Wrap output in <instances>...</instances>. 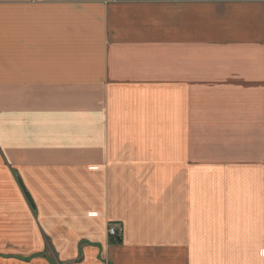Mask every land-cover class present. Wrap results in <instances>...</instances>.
Wrapping results in <instances>:
<instances>
[{
    "label": "crops",
    "instance_id": "1",
    "mask_svg": "<svg viewBox=\"0 0 264 264\" xmlns=\"http://www.w3.org/2000/svg\"><path fill=\"white\" fill-rule=\"evenodd\" d=\"M0 264H264V0H0Z\"/></svg>",
    "mask_w": 264,
    "mask_h": 264
},
{
    "label": "built area",
    "instance_id": "2",
    "mask_svg": "<svg viewBox=\"0 0 264 264\" xmlns=\"http://www.w3.org/2000/svg\"><path fill=\"white\" fill-rule=\"evenodd\" d=\"M122 229L119 225H109L107 227V236L113 240L120 237Z\"/></svg>",
    "mask_w": 264,
    "mask_h": 264
},
{
    "label": "water",
    "instance_id": "3",
    "mask_svg": "<svg viewBox=\"0 0 264 264\" xmlns=\"http://www.w3.org/2000/svg\"><path fill=\"white\" fill-rule=\"evenodd\" d=\"M26 197H27L28 201L30 202L29 197L28 196H26Z\"/></svg>",
    "mask_w": 264,
    "mask_h": 264
},
{
    "label": "trees",
    "instance_id": "4",
    "mask_svg": "<svg viewBox=\"0 0 264 264\" xmlns=\"http://www.w3.org/2000/svg\"><path fill=\"white\" fill-rule=\"evenodd\" d=\"M115 242H117V241H115Z\"/></svg>",
    "mask_w": 264,
    "mask_h": 264
}]
</instances>
